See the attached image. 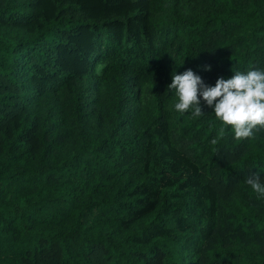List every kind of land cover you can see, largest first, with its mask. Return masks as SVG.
Segmentation results:
<instances>
[{
  "label": "trees",
  "instance_id": "obj_1",
  "mask_svg": "<svg viewBox=\"0 0 264 264\" xmlns=\"http://www.w3.org/2000/svg\"><path fill=\"white\" fill-rule=\"evenodd\" d=\"M189 68L264 70V0H0V264H264V129L178 113Z\"/></svg>",
  "mask_w": 264,
  "mask_h": 264
},
{
  "label": "clouds",
  "instance_id": "obj_2",
  "mask_svg": "<svg viewBox=\"0 0 264 264\" xmlns=\"http://www.w3.org/2000/svg\"><path fill=\"white\" fill-rule=\"evenodd\" d=\"M210 68V66H207ZM234 71V70H233ZM167 90L174 91L178 97L174 109L181 114L191 111L193 117H201V98L213 108V113L223 127H231L234 139L243 141L252 139L255 133L264 129V70L252 69L247 72L234 71L228 79L219 77L214 86L205 84L202 77L192 69L183 73L173 72L172 81ZM216 143L215 140L212 141ZM246 184L264 197V182L259 174L252 173L246 177Z\"/></svg>",
  "mask_w": 264,
  "mask_h": 264
}]
</instances>
